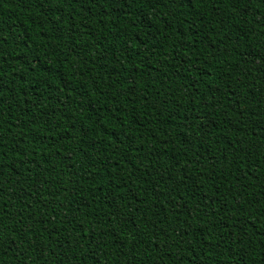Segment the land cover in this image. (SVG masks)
<instances>
[{
    "label": "trees",
    "instance_id": "16d2710c",
    "mask_svg": "<svg viewBox=\"0 0 264 264\" xmlns=\"http://www.w3.org/2000/svg\"><path fill=\"white\" fill-rule=\"evenodd\" d=\"M0 264H264V0H0Z\"/></svg>",
    "mask_w": 264,
    "mask_h": 264
}]
</instances>
